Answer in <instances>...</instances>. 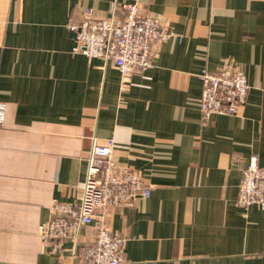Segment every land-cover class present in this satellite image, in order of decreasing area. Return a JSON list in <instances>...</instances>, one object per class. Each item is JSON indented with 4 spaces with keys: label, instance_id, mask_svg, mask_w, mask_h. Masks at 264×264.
Listing matches in <instances>:
<instances>
[{
    "label": "crops",
    "instance_id": "obj_1",
    "mask_svg": "<svg viewBox=\"0 0 264 264\" xmlns=\"http://www.w3.org/2000/svg\"><path fill=\"white\" fill-rule=\"evenodd\" d=\"M137 3L172 35L129 81L112 60L74 52L72 24L92 7ZM244 71L238 114L203 120L199 74ZM0 264H83L96 224L45 245L54 199L80 196L95 142L138 170L149 196L111 206L123 264H264V207L238 203L254 154L264 166V0H0Z\"/></svg>",
    "mask_w": 264,
    "mask_h": 264
},
{
    "label": "built area",
    "instance_id": "obj_2",
    "mask_svg": "<svg viewBox=\"0 0 264 264\" xmlns=\"http://www.w3.org/2000/svg\"><path fill=\"white\" fill-rule=\"evenodd\" d=\"M75 31L74 52L89 59L112 60L122 79L129 81L136 71L151 66L158 46L172 35L158 14L145 12L137 3L113 4L109 14L99 17L92 7L84 10L83 19L72 24ZM202 94L199 98L203 120L215 114H238L244 107L250 85L240 68L204 69L199 74ZM7 105L0 101V124L4 122ZM112 143L92 145L88 153V171L83 190L71 201L54 199L51 217L40 226L45 245L53 253H61L64 240L75 237L81 226L96 224L97 240L83 245L77 252L83 264H123L124 238L111 232L105 214L111 206L131 205L140 197L149 196L150 186L143 175L129 167H119L112 158ZM253 155L244 168L239 185L238 203L243 207L258 204L264 207V166Z\"/></svg>",
    "mask_w": 264,
    "mask_h": 264
}]
</instances>
